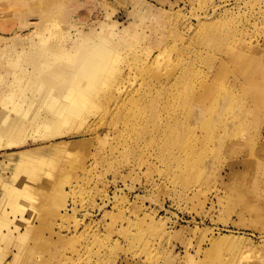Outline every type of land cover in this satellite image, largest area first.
Masks as SVG:
<instances>
[{
    "label": "rangeland",
    "instance_id": "1",
    "mask_svg": "<svg viewBox=\"0 0 264 264\" xmlns=\"http://www.w3.org/2000/svg\"><path fill=\"white\" fill-rule=\"evenodd\" d=\"M138 1L0 0L9 54L41 38L66 47L105 23L123 46L122 77L112 70L113 87L104 81L62 134L35 138L5 112L26 123L0 149V180L24 171L13 190L32 199L0 212V227L32 229L17 264H264V0ZM4 65L11 109L25 83ZM0 247L6 264L16 244Z\"/></svg>",
    "mask_w": 264,
    "mask_h": 264
},
{
    "label": "bare ground",
    "instance_id": "2",
    "mask_svg": "<svg viewBox=\"0 0 264 264\" xmlns=\"http://www.w3.org/2000/svg\"><path fill=\"white\" fill-rule=\"evenodd\" d=\"M142 1L136 12L132 9V13L140 14L139 8L142 9L143 7ZM165 1L161 0L160 2L163 4ZM115 28L114 23H105L100 31L83 32V30L76 29L75 38L72 37L66 47L55 45L57 48L50 52L46 47L47 44L44 43L46 39L41 38L39 46L35 47L32 52L23 50L15 55L11 54L12 59H0L5 64L4 67L12 70L14 80L20 81L22 79L25 83L19 86L20 93L17 100L9 102L11 109H7V106L4 105L6 101L0 99V105L3 104L0 109V149L18 145V141H20L18 132L26 127L24 118L29 122L27 128L29 127L30 136L52 139L64 132V126L78 121L79 118L76 116L83 112L82 106L84 104L97 105L94 97L99 95L100 85H104L106 83L104 81H110L109 75L115 69V63L119 65L118 62L123 58L121 42L117 45L114 44L115 38H120L121 34L119 33L122 31H116ZM126 30L127 28L124 29V32ZM122 40L123 44L128 45L129 48L132 47L129 41ZM10 45L9 42L6 43L5 41L3 47L0 48V56L6 57L8 55L4 54L6 53L4 50L12 52L8 49ZM25 54L27 56L32 55L36 59L32 62L22 61L21 59L25 58ZM22 67L28 70L32 68V74L28 72L27 76L23 78L15 76L16 72ZM114 72L115 75L119 74L118 77L123 75L120 70L115 69ZM5 79L7 80V78L1 77L0 81ZM118 80L114 81V86L120 92L122 82ZM110 86L113 87L112 81H110ZM110 86L107 89H110ZM29 92H33L32 98H28ZM6 110L17 112L24 117L23 120L5 116ZM61 143L63 142H54V144L63 146ZM50 148H52V145H46L43 151L47 152ZM39 155L41 154L25 152L21 158L30 159ZM12 158H15V155H12ZM49 164V160H45L44 162H38L36 165L43 167ZM229 169L232 170V166H229ZM9 174L10 177H7L6 182L0 180V212L4 207L14 212L25 210L26 203H31L32 199L24 197L18 200L20 194L15 193L13 190V187L17 188L18 183L26 182L25 172L20 171L15 174L9 171ZM37 178L34 176L33 180ZM213 239L216 240L217 238L214 237ZM210 241H212V238Z\"/></svg>",
    "mask_w": 264,
    "mask_h": 264
},
{
    "label": "crops",
    "instance_id": "3",
    "mask_svg": "<svg viewBox=\"0 0 264 264\" xmlns=\"http://www.w3.org/2000/svg\"><path fill=\"white\" fill-rule=\"evenodd\" d=\"M158 1H161V0H158ZM4 52H6L4 54H8V55L6 57H4L2 55V56H0V59H6V58H11L12 59V55L9 54L10 52L5 51V50H4ZM17 53H19V51H14L13 55H15ZM31 230H29V227H25V228L24 227L23 228H21V227H19V228L18 227H6V228L0 227V242L6 241V242L15 243L16 244V248L15 249L17 250V252H15L13 250L9 251L10 255H11V258L6 262V264L7 263L8 264H17L20 261V259L22 258V257H20V254L23 252V249H24V247L22 245L25 242V240L27 239L28 233ZM215 238H217V237H215ZM217 239H220V238H217ZM213 240H215V239H213ZM20 251H21V253H20ZM0 252H1L0 253V258H1V260H3L5 255H6V253L4 251L2 253L1 247H0Z\"/></svg>",
    "mask_w": 264,
    "mask_h": 264
}]
</instances>
